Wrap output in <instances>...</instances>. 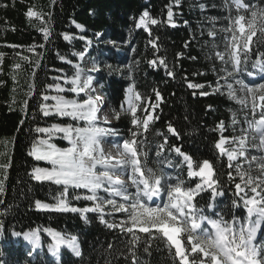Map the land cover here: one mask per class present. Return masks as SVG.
Returning <instances> with one entry per match:
<instances>
[{
  "label": "trees",
  "instance_id": "1",
  "mask_svg": "<svg viewBox=\"0 0 264 264\" xmlns=\"http://www.w3.org/2000/svg\"><path fill=\"white\" fill-rule=\"evenodd\" d=\"M174 1L181 3L177 7L181 12L178 26H171L167 21L169 6ZM202 1L207 9L201 11L198 3L191 0H0V5H7L0 7V165L10 164L7 169L0 167V183L4 189L0 194V201H3L0 203V264H131L126 236L120 234L119 229H109L101 224L97 220L98 213L37 209V200L55 205L62 198L63 188L34 180L30 175L34 167L50 165L28 155L33 143L48 138V134L38 133L37 128H49L53 124L61 127L83 125V121L61 117L54 110L44 116L40 109L41 104L55 103L51 99L43 101L44 95L75 99L76 95L68 91L72 87L69 81L74 78L77 65L83 69L79 59L81 54L89 52L90 57L98 54L111 64L103 72L116 81L110 83L104 77L100 81L107 88L110 83L109 89L105 90L109 107L119 111L123 90L130 82L127 84L124 77L118 80L126 71H117L114 64L116 56L128 50L119 43L127 41L134 42L135 46L128 58L131 84L143 101L156 103L157 92L162 98L157 109L158 119L149 126L147 133L139 137L149 166L159 167L163 172L164 163H158L155 155L156 148L164 145L165 140L168 148L178 147L194 161L209 160L220 180L217 188L224 196L215 200L214 210H209L207 205L211 204L212 198L210 189L206 190L196 197L199 206L209 215L216 211L227 219L232 215L242 218L246 215L242 204L240 207L233 205V200L239 202V197L234 195V184L228 181L227 161L215 148L221 123L228 130L224 135L233 136L230 132L231 115L238 109L226 93L217 91L223 73L214 52L222 49V35L210 21L215 19L218 26L225 24L221 19L228 18L229 10L224 8L225 0ZM227 3L231 4L229 0ZM251 3L261 5L264 0H251ZM30 9L38 15L26 16ZM145 10L157 20L149 33L136 30V21ZM231 14L235 15L234 8ZM74 24L80 25L84 31ZM209 32H216L218 37L211 38ZM65 35L72 39L71 43L64 38ZM102 39L112 45H105ZM258 51H264V46L253 49L249 66H243L248 71H252ZM156 59L164 63L153 66ZM57 71L66 73L64 80L59 79L61 73ZM189 83L204 87L189 88ZM57 86L65 91L58 93ZM131 119L128 114L123 115L115 125L128 134L125 138L131 136ZM169 125L175 129L173 136L167 132ZM61 137V133H56L50 142L67 148ZM177 157L176 170L186 172L185 162ZM183 178L187 179L185 174ZM68 193L69 207L93 206L91 201L74 198L89 195L88 192L69 188ZM123 216L119 214L117 217L122 219ZM45 229L59 232L66 240L77 238L81 256H75L65 247L59 251L60 261H56L48 253L53 241ZM37 230L42 240L40 252L34 246L29 250L27 242L14 235ZM143 247L141 241L138 264L145 260L149 264H171L163 245L157 251L154 242L150 248L151 256L143 251Z\"/></svg>",
  "mask_w": 264,
  "mask_h": 264
},
{
  "label": "snow or ice",
  "instance_id": "2",
  "mask_svg": "<svg viewBox=\"0 0 264 264\" xmlns=\"http://www.w3.org/2000/svg\"><path fill=\"white\" fill-rule=\"evenodd\" d=\"M225 3L229 8L228 25L220 31L228 35L224 37L223 51H215L214 56L223 65L220 71L235 76L240 73L241 65L247 66L252 59L253 49L264 46V4L256 5L251 3V0H231V4L225 0ZM233 8L235 15L231 14ZM37 15L31 9L26 13L28 17ZM167 15L168 22L172 23L171 9ZM148 23L155 25L157 20L150 18L148 12H144L137 27L145 26L147 30ZM44 35L47 39L46 30ZM208 35L215 37L216 32H209ZM64 38L70 39L67 35ZM216 47L214 43L213 48ZM257 55L258 58L252 63V68L256 71H248V76H253L257 72L264 74V59H261L264 58V51H258ZM160 63L163 64L164 61L161 60ZM82 75L83 69L77 65L74 78L69 81L72 87L68 91L75 93L76 96L85 93L87 99L81 98L82 102H79L76 99H65L61 95L53 97L44 95L43 101L51 99L55 103L41 104L40 109L44 116L50 115V110H54V113L61 117H71L76 122L83 121V125L61 127L53 124L49 128H37L38 133L48 134V138L33 143L28 155L36 161H44L50 165L34 167L30 174L34 180L62 186L61 197L67 194L69 188L86 189L89 195L84 197L77 195L74 198L91 201L93 206L69 207L67 202L60 198L55 205L37 200L35 202L37 209L98 213L102 224L109 229H119L120 234L126 236L125 243L131 264H138L140 260L138 249L141 241L144 243L143 251L149 256L152 255L150 248L154 242L157 251L160 250L159 246L163 245L171 264H264V83L250 87L242 80H236V84L240 85V91L245 93L244 96H237L233 85L227 84L229 99L241 105L242 110L248 109V112L245 113L243 120L246 127L239 129L240 135L231 137L221 135L215 143L220 156H226L228 168L233 169L235 173V175L232 171L227 173L228 181L234 184V195L239 197V202L233 200V205L240 207L242 204L246 212L243 218L232 215L230 219H226L216 211H211L210 215L205 213L204 208L200 207L199 201L196 200L200 193L209 189L213 199L217 195H224L217 188L220 180L216 178L215 168L209 160L197 162L181 152L180 148L173 149L183 157L188 177L199 178L194 186H185V182L179 179L173 183L171 181L174 178L166 176L159 167L149 166L147 153L142 147L143 141L139 137L149 131L150 124L158 117L154 118L147 108L141 107L144 101L134 86L127 89L125 109L132 117L131 136L112 142V147L116 148L115 156L106 153L103 148L105 138L115 137L118 133L110 127L100 126L101 122L110 123L107 115L102 118L100 116L103 100L98 95L92 96L88 93V89L92 87V78L85 77L81 83ZM188 87L202 88L204 85L189 83ZM56 91L60 93L65 89L57 86ZM156 98L160 99L159 92L156 93ZM151 107L154 110L156 105ZM138 111L147 114L138 117ZM114 118L119 120L120 113H116ZM232 123L233 131H236L235 125L240 121L236 120L235 115ZM219 127L223 133L225 130L223 123ZM168 132L176 134L171 125L168 126ZM56 133H61V138L67 140L70 147L60 148L51 143L50 140ZM163 146L161 144L160 148ZM156 155L159 156L160 152L157 151ZM168 163L171 164V161ZM245 163L247 168L244 167ZM9 166L10 164L0 165L5 169ZM237 179L239 182H236ZM3 191V185L0 183V194H3ZM101 191L107 196L98 195ZM106 207H110L111 211L106 213ZM207 208L212 210L213 205L208 204ZM117 213L124 214L118 223L105 219L106 215ZM44 231L52 237L53 242L49 245V251L53 256L58 254L61 247L71 249L77 257L81 256L75 237L66 240L59 232L51 229ZM38 232L39 230L26 233L24 238L39 246ZM258 236L262 238L258 240ZM143 264L149 262L145 260Z\"/></svg>",
  "mask_w": 264,
  "mask_h": 264
},
{
  "label": "rangeland",
  "instance_id": "3",
  "mask_svg": "<svg viewBox=\"0 0 264 264\" xmlns=\"http://www.w3.org/2000/svg\"><path fill=\"white\" fill-rule=\"evenodd\" d=\"M191 1H195L196 3H198L199 5V9L202 11V10H205L207 9L205 4L203 3L204 1L202 0H191ZM231 2V0H229ZM180 1H174L172 2V4L169 6V9H171V11L173 12V17H172V23H169V25L173 26H178V19L181 18V16H179L181 14L180 11L177 10V7L180 6ZM229 4V3H228ZM228 7L226 4L224 6V8ZM229 10V8H228ZM233 10V9H232ZM144 12H148V11H143L140 16L138 17L137 21H136V30H142V31H147L149 33L150 31V28L151 26H153L152 24L148 23L147 24V30L145 28V26H140V27H137V24L139 23L140 21V18L141 16H143V13ZM229 12V11H228ZM149 17L152 18V19H155L149 12ZM146 20L148 18H145ZM212 20V22L214 23V26L216 27V30L220 31L221 28H224V27H227L228 25V19L227 17H225L224 19H221V21L225 24L223 25H216V20L215 19H210V21ZM226 20V21H225ZM167 21H168V15H167ZM74 27H76L77 29H79L80 31H84V29L82 27H77V24H74L73 25ZM220 34L222 35L221 37V50L220 51H223L224 49V37L226 35H228L227 33H224V32H221L220 31ZM218 37V35L216 34L215 37H211V38H216ZM72 39H68V42L71 43ZM102 43H104L105 45H112V42L108 41V40H104L102 39ZM134 42H126V43H119L120 45L124 46V48H128V50L126 51H121L117 56V61L116 63L114 64V67L116 68L117 71H126V74L122 73L123 76H119L118 80L122 79L124 77V80L127 81V84L130 82V85L126 86L123 90V102L121 104L118 105V109L119 111H115L114 108H110L109 107V97L107 95V93L105 92V90L109 89V84L110 83H113L114 81H116V78L114 77H111V75L109 74H104L103 70H108L110 65L109 63H106L104 59H101L99 58V55L97 54V56L95 55L94 57H90L89 52H86L85 55H82L81 57H79L80 59V63L83 67V75L81 76V83H83V80L85 79V77H91L92 78V87L90 89H88V93L92 96H100L103 100V104L101 106V112H100V116L101 118L104 116V115H107L108 119L110 120L109 124H106L107 126L105 127H110L112 129H114L118 135L115 136V137H111L113 139H115V141H120L122 139H124L128 134L123 132L122 129L120 128H117L115 125L117 123H119L118 121L120 120H116L114 118V115L116 113H120V117H122L123 115H127L128 113L125 111V109H127V104H126V100H127V96H128V93H127V89L130 87V86H133L131 84V80H132V72L129 70V62H128V58L133 54V51H134ZM154 43H152V46H153ZM218 62H220L219 60H217ZM221 63V62H220ZM152 65L154 66H161L162 64L160 63V60H155V63ZM243 66L245 65H241V71L239 74L235 75V76H229L228 73L226 71H221L223 73V77H227V79H222V81H219L218 82V89L219 91L223 92V93H226V95L228 96V88H227V84L231 83L233 85V88L236 90V95L237 96H244L245 93H243L242 91H240V85L239 84H236V80H242L245 84H248L250 87H255L256 85H258L259 83H264V74H261L259 72H257L255 75L253 76H248L247 75V72L246 71V68H244ZM247 66H249V62L247 64ZM221 67H223V65L221 64ZM230 67V66H229ZM93 69H96V70H93ZM114 69L112 70V73H113ZM58 74L61 73V77L59 78L60 80H64V75H66L65 72L63 71H57ZM108 78L109 79V82L107 85H108V88L106 86H104L103 84H101V81L100 79L101 78ZM58 79V78H57ZM58 79V80H59ZM92 89H95V91H93ZM75 94V93H74ZM76 95V94H75ZM203 95V94H202ZM81 98H85L87 99V95L85 93H81L80 96H76L75 99L78 100L79 102H82V99ZM231 101L235 102L234 100L230 99ZM162 101L161 100H156V103H151V101H144L141 105L142 108H147L148 109V112H150L153 117H157V109L159 108V103ZM236 103V102H235ZM237 104V111L232 113L231 115V124H230V132H232L233 135H240V132H239V129L241 127H246V125L243 123V120H244V115L245 113L248 112V109H243L242 110V106L239 105L238 103ZM151 105H156L155 109L153 110ZM147 113H144L142 111H138L137 112V116L138 117H142L144 115H146ZM130 117L131 115L128 114ZM235 115V118L236 120L240 121L239 124L235 125V129L236 131H233V116ZM132 118V117H131ZM251 118V116L249 115V119ZM156 119H154V121L152 123L155 122ZM152 123L150 125H152ZM101 126V124H100ZM224 131L223 133H221V130H220V127H219V131H220V137L221 135L225 136V132L227 130V127H224ZM228 131V130H227ZM168 132V131H167ZM169 135L173 136L172 133L168 132ZM219 137V139H220ZM63 142H65L67 144L68 147H70V145L68 144V141L67 140H64L63 139ZM105 142H108L106 141V138H105ZM106 145H109V144H106ZM229 147H235V145H228ZM165 148V149H164ZM175 147H173L172 149L168 148L167 147V143L164 142V146L163 148L161 149L160 146L158 148H156V151H159L160 152V155L157 156L155 155V159L157 161H159L158 163H164V166H163V173L166 175V176H170V177H173L174 179L171 181L173 183H175L176 179H179V180H182L185 182V186H189V185H193L194 186V183L197 182L199 180V178H189L188 175H187V171L186 172H182V171H177L176 170V162L178 161L177 160V156H180L179 154H177L173 149ZM109 150H107V152H109L111 155L115 156L116 155V148L115 147H112L111 145H109ZM112 149H114V151H112ZM219 151V150H218ZM253 154V153H250V155ZM258 155V153H255ZM181 158H183L182 156H180ZM224 158L226 159L227 161V158L226 156H224ZM168 161H171V164L168 163ZM184 162V161H183ZM228 164V162H227ZM186 165V163H185ZM179 167V166H178ZM187 167V165H186ZM244 167L247 168V163L244 164ZM227 169L228 171H232L233 174L235 175L234 173V170L233 169H229L228 166H227ZM176 172V173H175ZM184 174L186 175L187 179L183 178ZM193 180V181H191ZM238 181V179H237ZM236 181V182H237ZM80 190V189H78ZM82 191H86V189H82ZM220 191V190H219ZM99 195V194H98ZM241 195H243V193H241ZM210 196L212 198V193H211V190H210ZM222 198L223 195H217L215 196V198ZM66 202H67V199L69 198V193L67 192V194L65 196L62 197ZM213 199V198H212ZM211 199V200H212ZM68 206H70L69 202H67ZM245 210V209H244ZM111 211V208L110 207H106L105 208V212H110ZM119 214H123V213H117L115 215H106L105 216V219L108 220L109 222H119V219L117 216ZM124 215V214H123ZM84 219L88 220L87 217L84 216ZM97 220L100 222V219H99V215H97ZM101 223V222H100ZM102 224V223H101ZM105 225V224H103ZM31 232H35V231H30ZM39 239H40V244L39 246L41 245V247L39 246H36L38 248L39 251H42V240L39 236ZM76 241H77V238H76ZM28 247H29V250H30V245L27 244ZM69 249V248H68ZM71 250V249H70ZM32 258H34V256H32Z\"/></svg>",
  "mask_w": 264,
  "mask_h": 264
},
{
  "label": "bare ground",
  "instance_id": "4",
  "mask_svg": "<svg viewBox=\"0 0 264 264\" xmlns=\"http://www.w3.org/2000/svg\"><path fill=\"white\" fill-rule=\"evenodd\" d=\"M109 121H110V120H109ZM100 124H101V126H107L106 124H103L102 122H101ZM109 138H110V137H107L106 140L108 141ZM105 145H106V144L104 143V144H103V147H104ZM105 150H109V149L104 148V151H105ZM112 151H114V149H112ZM106 153H108V152H106ZM61 248H65V247H61ZM60 259H61V257H60Z\"/></svg>",
  "mask_w": 264,
  "mask_h": 264
}]
</instances>
